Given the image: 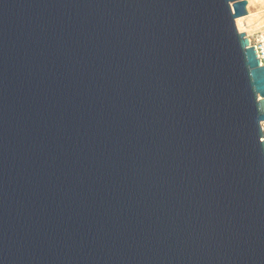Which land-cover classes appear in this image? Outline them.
Segmentation results:
<instances>
[{
    "label": "water",
    "instance_id": "water-1",
    "mask_svg": "<svg viewBox=\"0 0 264 264\" xmlns=\"http://www.w3.org/2000/svg\"><path fill=\"white\" fill-rule=\"evenodd\" d=\"M245 6L0 0V264H264Z\"/></svg>",
    "mask_w": 264,
    "mask_h": 264
},
{
    "label": "built area",
    "instance_id": "built-area-1",
    "mask_svg": "<svg viewBox=\"0 0 264 264\" xmlns=\"http://www.w3.org/2000/svg\"><path fill=\"white\" fill-rule=\"evenodd\" d=\"M245 1L247 14H256L248 17V22L244 23L238 31L249 38L251 44L248 46L254 50L259 65L264 66V0ZM262 139L264 140V132Z\"/></svg>",
    "mask_w": 264,
    "mask_h": 264
},
{
    "label": "bare ground",
    "instance_id": "bare-ground-1",
    "mask_svg": "<svg viewBox=\"0 0 264 264\" xmlns=\"http://www.w3.org/2000/svg\"><path fill=\"white\" fill-rule=\"evenodd\" d=\"M239 29H241V28H239Z\"/></svg>",
    "mask_w": 264,
    "mask_h": 264
}]
</instances>
